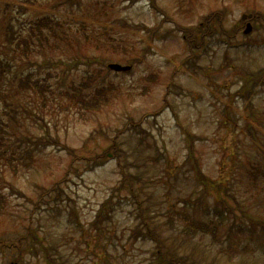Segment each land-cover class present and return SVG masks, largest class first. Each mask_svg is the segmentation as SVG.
Returning a JSON list of instances; mask_svg holds the SVG:
<instances>
[{
    "label": "rangeland",
    "instance_id": "rangeland-1",
    "mask_svg": "<svg viewBox=\"0 0 264 264\" xmlns=\"http://www.w3.org/2000/svg\"><path fill=\"white\" fill-rule=\"evenodd\" d=\"M217 9L221 26L202 24ZM86 83L114 93L86 109L71 96ZM0 134V264H46L21 247L27 225L64 264H155L169 244L185 264H264L245 216L264 222V0H0ZM122 173L143 178L145 226ZM183 212L215 233L183 231Z\"/></svg>",
    "mask_w": 264,
    "mask_h": 264
},
{
    "label": "trees",
    "instance_id": "trees-1",
    "mask_svg": "<svg viewBox=\"0 0 264 264\" xmlns=\"http://www.w3.org/2000/svg\"><path fill=\"white\" fill-rule=\"evenodd\" d=\"M206 17H204V21L202 22V24L204 23L205 26H208L210 24H213L212 26H215L214 24H218L219 26H221L222 24V20L224 19L225 16V11L221 10V9H217V10H212L211 12H209L207 15H205ZM50 17L48 16H43L40 21L38 22V26H41V24H44L45 20H49ZM44 30H40L39 33H43ZM199 33H204V31H198ZM184 35L185 38L187 37L188 42L191 45H195L198 46V41L195 39L194 36L191 35L190 31L188 30H184ZM84 87V88H83ZM77 91H75V93L71 94L72 97H74V101H76V103L80 104L81 106H83L86 109L89 108H96L104 103H107L110 99V97L113 95L114 93V88L112 86H107V85H102V86H97L93 89H91V86L86 83L82 86H78L75 87ZM2 138L3 135L0 134V143H2ZM188 155H189V151H188ZM193 159L192 161V167L193 170L195 172V179L198 181V186L199 188L204 187L206 188L205 193L210 192L211 189H214L215 192H219L220 188H219V184L218 181L211 179L210 177L206 176L200 169V165L198 162V158L193 155ZM250 173H252V171H250ZM253 174V173H252ZM125 184H124V183ZM118 188H122L125 189L127 191V193L129 194V199L131 200V202L134 204V206L136 208L139 209V212L137 215H139L141 218V226H145L143 223H145V220H143V215L141 213V209L144 206H148V203L146 204H141L140 201V194L142 192H145L144 189V181L143 178L139 175V177H137L136 181H132L130 178H128L127 176H125L124 173H122V176L119 180V186ZM219 195H216V199L215 200H219ZM166 203V212H167V217L165 218L166 223H172V218H171V214H170V210H169V203L165 200ZM112 204V198L108 197L106 200H104V202H102V204L100 205L98 211L96 212V215L94 216L93 220H92V227L96 230H99V232L101 234H103L107 228L105 227V225H103V223L105 222V220H112L113 217V212L110 211L108 209V207H110ZM196 204H198L197 206L201 205V202L199 200V203L196 202ZM150 208V207H149ZM156 210V209H155ZM184 216H183V224H182V229L183 231H190L191 233H195L196 231L200 232H212L215 233V227H212L213 222L205 224V223H199L198 221L196 222V220L194 219H190V216L186 213L183 212ZM246 218H249L248 222H251L250 225H253L254 223H259L260 225H262L263 229H264V222H259V219L256 218H252L248 215H245ZM162 224V223H161ZM160 223H153L154 225V229H151L152 231H155L157 235L161 234V228H164L163 224L161 227ZM156 225L159 226L160 225V229L156 230ZM149 226V223L146 225ZM254 226L256 227V224H254ZM135 233H140V228H136L135 229V223L130 227V231H133ZM24 241H27V239H31V244H28L27 242H22L21 247L23 249H25L26 251H30L32 249V245H39L38 248L43 249V259L45 260L46 264H64V262L62 261H58L56 260L52 254H51V250L50 248L46 245L43 244L42 242V238L39 236V234L36 232L34 227H31L30 225H27L26 227V232L25 235H23ZM171 242H173V239H170ZM20 247V245H18ZM16 245V247H18ZM101 249L104 251L105 255H100V253L98 254L99 258H101L102 260L104 259V257H108L106 254H108L107 252H105V245H101ZM189 253V252H188ZM20 259V253H18V256H16ZM187 257V254H186ZM153 261L155 264H185L182 261H179V254L176 252V249H174L172 247L171 244H169L168 246H160L157 245L156 246V250L154 252V256H153ZM17 263V262H16ZM195 264L196 261H194Z\"/></svg>",
    "mask_w": 264,
    "mask_h": 264
},
{
    "label": "water",
    "instance_id": "water-1",
    "mask_svg": "<svg viewBox=\"0 0 264 264\" xmlns=\"http://www.w3.org/2000/svg\"><path fill=\"white\" fill-rule=\"evenodd\" d=\"M242 16H243V17H246L247 14H243ZM248 16H250V14H248ZM247 29H250V23H247V28H246V30H247ZM108 66H109L110 68L114 69V70H127V69L130 68V65H122V64H120V63H116V62H113V63L111 62V63L108 64Z\"/></svg>",
    "mask_w": 264,
    "mask_h": 264
}]
</instances>
